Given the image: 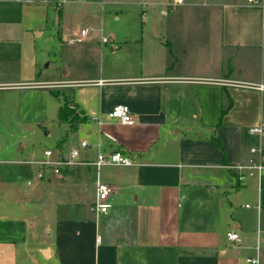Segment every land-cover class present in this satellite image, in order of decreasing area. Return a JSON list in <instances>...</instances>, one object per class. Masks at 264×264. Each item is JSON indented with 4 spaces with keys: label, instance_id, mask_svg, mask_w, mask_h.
Segmentation results:
<instances>
[{
    "label": "crops",
    "instance_id": "crops-1",
    "mask_svg": "<svg viewBox=\"0 0 264 264\" xmlns=\"http://www.w3.org/2000/svg\"><path fill=\"white\" fill-rule=\"evenodd\" d=\"M167 7L203 15L181 22L200 32L198 50L189 55L195 69L173 66L187 54L182 48L181 57L175 56L165 40L136 71L38 85L71 92L69 101L86 122L71 131L68 150L85 141L88 147L80 150L85 164L63 168L52 185L66 195L63 210L48 203L37 216L26 206L34 196L15 188L11 195L0 182V264H248V258L261 264L264 178L261 184L239 183L231 167L254 159L250 149L264 143L249 133L264 129V0L241 6L187 0ZM110 51L117 49L111 45ZM16 85L0 83V133L4 92L20 88ZM223 92L232 106L221 119ZM117 105L129 107L134 125L107 119ZM160 113L163 124L138 122ZM78 132L83 135L77 139ZM113 151L135 165L99 170L92 165L99 152ZM97 182L112 189L106 214L90 210ZM228 232L241 241L229 242Z\"/></svg>",
    "mask_w": 264,
    "mask_h": 264
},
{
    "label": "rangeland",
    "instance_id": "rangeland-1",
    "mask_svg": "<svg viewBox=\"0 0 264 264\" xmlns=\"http://www.w3.org/2000/svg\"><path fill=\"white\" fill-rule=\"evenodd\" d=\"M56 2L0 0V83L20 87L7 90L3 96L0 182L11 195L15 188L28 198L34 196L26 205L34 216L43 208L47 210L48 203L63 210L66 195L52 186L58 181L53 172L49 174L51 184L45 178L38 180V167L32 162L43 160L46 150L55 156L63 151L67 157L74 135L68 124L58 119V111L71 92L56 86L38 87L43 85L40 82L65 80L67 76L97 79L113 71H136L147 65L148 56L160 51L159 44L165 40L171 42L175 56L181 57L182 48L187 54L185 62L178 60L173 66L193 70L196 65L189 55L198 50L195 39L200 32L186 30L181 22L203 16L190 9H170V0H68L61 8ZM208 2L247 4V0ZM82 30L89 31L83 38ZM103 39L108 43H102ZM111 45L116 52L110 51ZM186 103L191 105L189 97ZM79 132L77 139L83 135ZM247 202L250 207L251 202Z\"/></svg>",
    "mask_w": 264,
    "mask_h": 264
},
{
    "label": "built area",
    "instance_id": "built-area-1",
    "mask_svg": "<svg viewBox=\"0 0 264 264\" xmlns=\"http://www.w3.org/2000/svg\"><path fill=\"white\" fill-rule=\"evenodd\" d=\"M19 2L30 3H46V0H17ZM68 0H57L55 3L57 7L61 8ZM84 1V0H80ZM260 0H248V2H258ZM187 0H170L169 6L171 7H181L186 4ZM89 33L88 30H82L80 32L81 37H85ZM78 40V42H80ZM102 43L106 44L108 41L106 39L102 40ZM262 87L261 89H263ZM107 119L115 121L124 126H132L135 124L136 120L132 116L130 109L126 105L115 106L107 115ZM101 125V122H97ZM251 135H258L260 138H264V129L262 127H253L249 129ZM88 147L85 141L79 144V148L72 149L68 153L67 157L55 156L51 150H46L43 153V160L32 162L38 167L36 178L42 180L45 178L47 172H53L56 176H61V170L65 167H71L76 165L85 164L81 159L80 150H85ZM250 153L255 155L254 159H251L245 164H239L231 167L237 173V181L239 183H245L248 179H255L258 184L264 178V143H262L258 148H251ZM97 170L103 166H121V167H131L135 163L126 154L120 151L113 152H99L96 156V160L92 163ZM112 193L111 187L108 185L97 182L96 184V199L94 204L91 206L90 210L95 214H106L109 209L107 204V199ZM227 240L231 243L240 242V236L237 233L228 232L226 234ZM248 264H258V259H246Z\"/></svg>",
    "mask_w": 264,
    "mask_h": 264
},
{
    "label": "trees",
    "instance_id": "trees-1",
    "mask_svg": "<svg viewBox=\"0 0 264 264\" xmlns=\"http://www.w3.org/2000/svg\"><path fill=\"white\" fill-rule=\"evenodd\" d=\"M54 95H57L56 92ZM232 106V99L228 93L222 94L221 119L227 114ZM58 119L68 124L70 131H75L79 125L86 122L83 113L78 111L69 100H64V105L58 111ZM221 121V120H220Z\"/></svg>",
    "mask_w": 264,
    "mask_h": 264
},
{
    "label": "water",
    "instance_id": "water-1",
    "mask_svg": "<svg viewBox=\"0 0 264 264\" xmlns=\"http://www.w3.org/2000/svg\"><path fill=\"white\" fill-rule=\"evenodd\" d=\"M138 122L140 124H163L164 114L160 113L156 116H140Z\"/></svg>",
    "mask_w": 264,
    "mask_h": 264
}]
</instances>
